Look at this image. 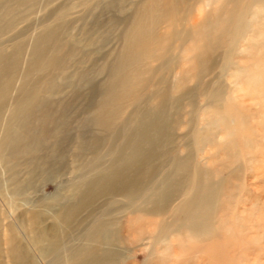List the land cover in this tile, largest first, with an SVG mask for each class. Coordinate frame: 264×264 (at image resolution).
Here are the masks:
<instances>
[{"label": "rangeland", "instance_id": "1", "mask_svg": "<svg viewBox=\"0 0 264 264\" xmlns=\"http://www.w3.org/2000/svg\"><path fill=\"white\" fill-rule=\"evenodd\" d=\"M137 16L144 20L137 26L149 27L154 43L150 57L121 73L136 82L128 88L131 95L124 99L115 125L124 121V109L141 103L161 79L174 86L169 91L172 97L188 92L176 109L178 130L169 157L185 154L180 137L191 129L192 137L183 139L187 150L199 166L217 170L220 192L210 220L211 237L204 240L183 233L159 235L158 219L126 215L131 212L121 208L112 219L122 237L121 244H114L121 258L113 264H264V0H38L31 14L0 32L1 53H9L18 43H23V54L28 53L30 43L48 27L58 29L55 35L61 42L59 65L30 77L39 80V102L24 115L21 133L37 138L39 149L35 154L29 148L28 155L0 167V234L5 231L4 237L0 235V264H11L3 244L9 224H15L13 238L27 254L23 264H65L67 252L82 245L84 232L93 229L97 214L88 218V212L82 211L69 227H56L54 220L63 206L75 200L73 183L93 174L95 154L108 161L107 142L100 141L94 153L89 149L94 136L105 139L106 135L94 130L87 119L108 84L106 66L120 55L125 32L135 26ZM148 18L151 22H145ZM26 58L20 60V71L26 68ZM202 61L209 64L208 70L201 69ZM18 83L16 77L12 89ZM210 90L221 93L206 102ZM10 95L11 104L16 94L12 90ZM155 97L150 105L158 103L160 97ZM216 104L226 121L212 115ZM208 121L216 126L209 131V142H201L198 132ZM0 129L1 134L4 127ZM22 185L30 186L24 194L12 192H20ZM116 201L125 203L119 197ZM29 210L41 216L35 228L59 241L60 260L52 262V257L41 256L37 246L28 244V228L19 222ZM167 216L164 222L169 221ZM125 222L130 227L122 231Z\"/></svg>", "mask_w": 264, "mask_h": 264}, {"label": "bare ground", "instance_id": "2", "mask_svg": "<svg viewBox=\"0 0 264 264\" xmlns=\"http://www.w3.org/2000/svg\"><path fill=\"white\" fill-rule=\"evenodd\" d=\"M37 1L0 0V32L9 31L15 25L17 18H24L23 16L31 14ZM134 19L135 26L125 32L124 48L120 55L113 64L108 65L109 67L106 66L109 69L108 84L103 91V96H100L90 112V118L87 119L88 124L94 130L106 135L105 139H100L97 135L94 136L90 140L89 149L94 153L100 141L101 143L107 142L108 148L102 146L108 149V161L104 162V158L102 159L104 161L99 159V152L94 157L92 155L93 174L86 177L85 175L81 176L78 181L73 183L75 200L71 204L63 206L54 220L56 227L65 224L69 227L74 225L75 218H78L82 211L88 212V218L97 214V217L92 219L95 224L93 229L82 235L84 243L67 252L69 259L65 264H113L116 262L122 252L120 253L119 247H115L114 244H121L122 237L118 235L117 229L115 230L114 225L116 224L112 219L123 207L131 212L126 215L139 214L140 217L148 221L158 219L157 224L155 223V230L159 235L183 233L195 240L211 237L210 220L218 204L221 181V179L217 180V170L206 165L201 167L193 161L191 150H187L188 144H185L186 142L183 140L188 135L192 137L194 132L191 129L180 137L183 141L180 148L185 151V154L169 157L172 151V137L178 130L175 126L178 114L176 109L188 92L183 91L172 97L169 91L174 86H168L167 80L161 79L156 83V89L151 91L141 103L129 105L131 106L129 111H126L125 108L124 121L120 126L115 125L124 99L131 95L128 88L136 82L121 73L150 57V49L154 43L152 30L149 27L140 28L137 26L144 20L140 21L138 16ZM148 21L151 22L150 18L145 22ZM57 30L56 27H48L40 31L30 43L28 53L23 54V43L14 44L9 53L0 52V128L4 127L3 133L0 134V167L2 164L8 163L9 159L18 158L19 160L21 155H28L29 148L34 152L40 146L37 138L24 137L21 131L25 128L26 118L24 115L35 110L39 102L36 92L39 80L30 79V77L51 71L53 65L57 64L56 58L61 43L55 35ZM45 47L47 48L46 53L37 55V52ZM23 55L28 59L26 58L25 70L23 68L24 71H20L19 63ZM199 65H202L201 69H205V71L209 69V64L205 61ZM201 69L197 76L201 74ZM16 77L19 85L16 89H12L13 80ZM12 90L16 96H13L14 100L10 104L7 100L12 97L10 95ZM220 93L217 90H210L206 95V102L215 101ZM156 95L160 97L158 103L150 105L149 103L158 97H155ZM217 106L216 104L215 108L212 107V115L226 121V116L220 114ZM6 114L8 117L5 118ZM188 121L190 122V120ZM223 124L225 123L223 122ZM214 125L216 126V123L211 121L203 125L198 132L201 136L199 141L209 142L207 136ZM242 125L244 126V121ZM102 149L100 148V150ZM36 152L37 150L35 154ZM101 161L104 162V165L100 164ZM158 161L160 163L156 167ZM161 170H163L162 173ZM26 186L20 188V192H16L17 189H12V192L20 193V195L23 192L24 194L30 187ZM118 197L125 202L123 205L116 201ZM98 202L101 203L96 206ZM22 213L24 214L25 211ZM166 213L170 218L169 221L164 222L163 218ZM24 215L25 219L21 220L19 224L28 228L30 242L28 244L37 246L41 256L52 257V262L60 260L61 246L57 238L49 237L43 229L38 231L35 228L41 220L40 214L37 211L29 210ZM128 223L125 222L124 227L122 226L120 230L124 231L127 228L129 230ZM14 227L15 224H9L6 228L7 235L3 238L6 248L5 258L7 257L11 264H23L27 259V254L21 249V243L13 238ZM1 232L3 233L2 230ZM136 233L138 236L139 232ZM128 243L132 244L129 240Z\"/></svg>", "mask_w": 264, "mask_h": 264}]
</instances>
